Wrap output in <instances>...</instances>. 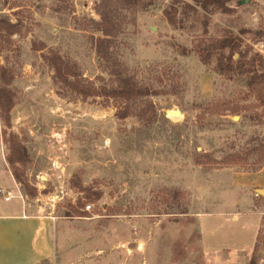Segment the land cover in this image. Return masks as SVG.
<instances>
[{
  "label": "rangeland",
  "instance_id": "1",
  "mask_svg": "<svg viewBox=\"0 0 264 264\" xmlns=\"http://www.w3.org/2000/svg\"><path fill=\"white\" fill-rule=\"evenodd\" d=\"M200 1L123 12L117 61L149 96L119 119L91 40L99 0H0V88L13 98L0 115V190L54 218L57 242L72 235L40 264H264V83L251 92L249 75L227 80L217 55L203 65L195 51L230 33L264 57V0H222L229 13ZM51 54L97 93H61ZM250 69L264 80V65ZM175 109L180 119L165 113ZM13 143L23 164L8 163Z\"/></svg>",
  "mask_w": 264,
  "mask_h": 264
},
{
  "label": "trees",
  "instance_id": "2",
  "mask_svg": "<svg viewBox=\"0 0 264 264\" xmlns=\"http://www.w3.org/2000/svg\"><path fill=\"white\" fill-rule=\"evenodd\" d=\"M140 0H99L97 14L99 21H92V31L97 37L91 36L95 53L99 59L103 60L109 67L110 82L112 87L110 90H104V95L113 99L121 100L124 108L117 112L119 119L126 118L131 115L129 106L138 105L149 96V90L141 86L136 78L117 61V41L123 36L124 27L128 25L124 11L134 8ZM200 9L206 12L212 10L229 13L228 8L222 0H202L199 3ZM212 9V10H210ZM242 35L251 34V31L242 30ZM243 40L228 33L222 37L199 41L195 47V51L199 56L203 65H209L213 56H216L215 72L227 80L232 79L233 74L240 76L249 75L245 81V87L251 92H260L264 83L263 79L259 80L256 71L251 70L255 62L260 66L264 65V57L258 53L252 52L251 47L245 46L241 49ZM254 53V54H252ZM236 57V59H235ZM50 67L54 70V84L61 85L60 92L72 93L83 98L93 97L95 89L89 87L91 83L85 82L78 75L73 74L70 64L64 62L60 56L51 54L46 59ZM246 67H249L246 68ZM261 78V77H260ZM87 83V84H86ZM82 85V88L79 89ZM13 105V98L10 90L0 88V115L8 114ZM234 114H237L236 110ZM140 120H143V114H136ZM12 142V141H11ZM11 158L8 160L10 165L16 163L23 164L25 161L24 149L14 143L10 149ZM264 166V164H263ZM12 176L15 181L20 182L17 173L13 172Z\"/></svg>",
  "mask_w": 264,
  "mask_h": 264
},
{
  "label": "crops",
  "instance_id": "3",
  "mask_svg": "<svg viewBox=\"0 0 264 264\" xmlns=\"http://www.w3.org/2000/svg\"><path fill=\"white\" fill-rule=\"evenodd\" d=\"M1 160L16 186L12 173L4 164V158L1 157ZM17 199L4 201L3 198L0 202L3 206L0 209V264H40L50 260L58 250L64 249L63 246L72 235L66 231L57 242L55 219L27 215L32 206L26 205L20 195Z\"/></svg>",
  "mask_w": 264,
  "mask_h": 264
},
{
  "label": "water",
  "instance_id": "4",
  "mask_svg": "<svg viewBox=\"0 0 264 264\" xmlns=\"http://www.w3.org/2000/svg\"><path fill=\"white\" fill-rule=\"evenodd\" d=\"M247 2H248V0H243L242 4H245ZM165 113H166L167 116H170V117L175 118V119H180L182 117V113L178 109L168 110Z\"/></svg>",
  "mask_w": 264,
  "mask_h": 264
},
{
  "label": "built area",
  "instance_id": "5",
  "mask_svg": "<svg viewBox=\"0 0 264 264\" xmlns=\"http://www.w3.org/2000/svg\"><path fill=\"white\" fill-rule=\"evenodd\" d=\"M0 194L3 195L1 190H0ZM3 198H4V201H9L12 198V196L10 195V193H5L3 195ZM86 209L89 210L90 206H87Z\"/></svg>",
  "mask_w": 264,
  "mask_h": 264
}]
</instances>
